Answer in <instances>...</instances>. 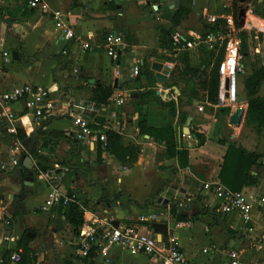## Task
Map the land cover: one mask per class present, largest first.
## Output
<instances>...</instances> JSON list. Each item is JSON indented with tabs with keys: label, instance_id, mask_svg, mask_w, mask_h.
Here are the masks:
<instances>
[{
	"label": "crops",
	"instance_id": "1",
	"mask_svg": "<svg viewBox=\"0 0 264 264\" xmlns=\"http://www.w3.org/2000/svg\"><path fill=\"white\" fill-rule=\"evenodd\" d=\"M147 1L49 0L51 7L68 14L76 38L64 40L50 18L30 8L28 0H4L0 7V93L23 83L47 88L50 107L42 120L46 122L43 130L62 131L67 136L44 139L31 132L24 144L28 149L26 155H30L33 170L37 156L54 171L60 168L59 188L74 192L84 203L85 220L106 218L114 225H125L160 210L161 217L175 222L171 235L193 264H229L231 250L239 252L242 264H264V215L254 209L251 220L245 222L237 213L222 214L212 210L209 205L214 198L204 186L221 183L219 172L223 156L229 144H236L260 156L259 164L252 166L249 172L258 179V184L243 186L240 191L264 193V130L258 135L247 128L244 120L247 99L238 104L243 113L240 125L233 127L229 123L233 109L229 111L218 102L209 103L201 92L197 99L191 98L194 79L203 75L173 74L177 55L187 52L191 69L206 70L210 68L209 51L197 45L180 49L171 56L168 50L161 48L160 27L166 22ZM181 1V6L189 12L175 29L185 39L200 36L205 28L213 27L206 21L207 13L216 15L223 23V16L229 15L231 5L228 0H215L221 3L196 7V0ZM114 32L122 35L116 60L109 57L103 47L104 37ZM89 39L90 48L83 50L81 42ZM13 49L17 50L18 59L11 55ZM4 51L10 52L6 61L2 56ZM261 59L264 65V54ZM153 61L169 65L170 72L164 83L157 81L151 69ZM136 66L139 72L134 75ZM246 73L249 72L243 64L240 74ZM78 75L114 88L107 103L96 106V112L89 118L93 129L106 125L121 136L124 146L139 148L131 166L121 165L112 154L100 148L97 138L85 142L75 138L73 116L82 113L81 107L91 96L88 85L75 87ZM238 91L245 96L241 82ZM258 95L264 97V81ZM119 99L123 100L121 104L117 103ZM169 100L174 102L173 110L165 104ZM10 109L16 115L25 111L21 100L11 103ZM189 117L190 132L184 135ZM139 121L154 127L174 128L175 148L187 150V165L180 167L177 156L167 155L165 144L141 134ZM229 129L233 130L227 135ZM195 132L205 136L201 146H197V139L192 137ZM14 140L0 125V219L8 220L7 226H0V260L6 250L15 251L23 235L31 233L32 237L28 236L31 238L28 248L33 256L30 264H159L154 257L131 254L118 247L110 249L108 262L94 257L86 262L76 256V235L58 207L43 208L49 189L36 175L33 191L19 201L14 210L12 195L19 192L23 179V154L11 157L9 153ZM29 149H33L32 154ZM12 159H17L16 165ZM186 195L191 199L200 197L202 209H206L195 220H178L171 210L172 204H157L158 198L186 203ZM173 205L181 217L190 216L194 207H198V203L191 204V208ZM144 225L150 228L148 222ZM165 241L161 240L163 244ZM10 264L20 263L10 261Z\"/></svg>",
	"mask_w": 264,
	"mask_h": 264
},
{
	"label": "built area",
	"instance_id": "2",
	"mask_svg": "<svg viewBox=\"0 0 264 264\" xmlns=\"http://www.w3.org/2000/svg\"><path fill=\"white\" fill-rule=\"evenodd\" d=\"M28 6L48 16L64 40L76 38L69 24L67 12L51 7L49 0H28ZM206 21L213 26L216 25V29L200 36H194L192 39H185L181 33L174 32L172 35L173 44L176 46L182 41L185 42L182 48L189 49L202 45L206 50L214 53L222 50V59L217 68L219 75L217 102L223 107L236 109L239 104L237 98L240 95L238 78L243 71V63L240 52L241 38L236 30L235 19L232 15L223 16V21H225L223 26L219 17L207 13ZM121 44L122 35L117 32L108 33L104 37L103 47L106 54L113 60L118 58L117 49ZM90 46V39L81 42L83 50H88ZM2 56L6 61L10 57V52L4 51ZM138 72L139 68L134 67L133 74L136 75ZM1 73L0 67V75ZM48 98L49 91L47 88L30 83L17 85L0 93V125L15 138L13 147L9 150L11 157L21 153L28 154V149L17 138L18 130L22 129L26 135H29L34 127L41 125L47 113L46 110L50 107ZM20 100L24 104L25 111L21 115H16L10 109V105ZM122 102V99L117 100L118 104ZM96 110L97 107L92 101L81 107L82 113L73 116V133L75 138L82 142L97 138L102 143L101 147L104 148L106 146L104 131L108 127L102 125V128L95 130L90 126L92 122L89 115L95 113ZM12 163L16 165L17 159H12ZM34 168L35 175L49 189L43 208L67 206L74 203L84 211V203L79 200L74 192L69 194L59 188L58 175L53 169L41 170L36 164ZM204 186L206 190L211 192L214 201H216L209 205L212 210L222 214L237 213L245 222L251 220V213L254 209H258L264 215V193L253 194L245 191H233L220 182L209 183ZM151 217L141 216L136 223L125 225H114L106 218L92 217L90 220L84 218L76 236L74 254L81 258L94 257L108 262L110 249L118 247L131 254H145L154 257L159 261V264H193L183 255L173 235L168 236L165 244H163L160 239H157L155 233L147 225H144L146 222L149 223ZM7 224V219H0V226H7ZM262 237L264 238V233ZM20 253L21 249L12 252L10 261L19 262ZM228 259L229 264H242L237 250L229 251Z\"/></svg>",
	"mask_w": 264,
	"mask_h": 264
},
{
	"label": "trees",
	"instance_id": "3",
	"mask_svg": "<svg viewBox=\"0 0 264 264\" xmlns=\"http://www.w3.org/2000/svg\"><path fill=\"white\" fill-rule=\"evenodd\" d=\"M189 9L185 6L179 7L174 18L172 20L173 26L169 30H165L163 27H160L161 37L159 39L160 47L166 49L170 52L171 56L177 54V51L183 49L185 42L180 41L178 45L173 44L172 35L175 31V27L181 22ZM234 19L237 27L238 18L237 14H234ZM218 25V24H217ZM216 29V25L212 28H205L204 33L208 31H213ZM239 36L241 40V49L242 54V63L244 56L248 55L246 45L244 43L245 32L240 31ZM258 48V47H257ZM256 49V48H255ZM223 52L222 50L218 53L208 52V60L210 61V68L202 70L200 67L197 69H191L188 65V53L181 52L177 55L176 64L172 70L173 74L184 75L189 74V76H198L195 80V86L191 88L192 90V99L198 98L201 92V95L206 98L209 103L216 104L218 101V89H219V75H218V65L222 59ZM258 59V58H257ZM256 61L252 65L251 73L247 76H244L243 88L245 96L247 99V108L245 111V124L253 127L257 134H261L264 130V97H260L257 93L261 83L264 81V65H256ZM181 64L183 67L178 66ZM78 84L75 86L79 88L81 85H88L91 89L90 101L94 102L96 106L104 105L107 103L109 96L112 94L114 88L99 84L97 81L83 75H78ZM172 110L174 109V102L167 101L165 102ZM238 109V108H236ZM236 109L234 111L236 112ZM243 109V108H242ZM46 122L37 127L32 134L35 133L37 136H44V139L52 138H66L67 136L62 131H44L43 128L46 125ZM91 128L93 125L90 124ZM139 132L141 134L149 135L154 141L165 144L167 147L166 153L169 156H177L179 160V166L185 167L187 165L188 152L186 149L176 150V139H175V129L171 126H162L154 127L148 125L145 121H139L138 123ZM106 135V146L101 147V142L99 141V147L106 150L112 154L115 159L123 166H131L137 159L139 154V148L132 145L124 146L121 141V136L113 130H105ZM195 137L197 139V146H201L205 142V136L202 133L195 132ZM17 138L23 143L28 136L24 133L22 129L18 130ZM260 156L253 151H247L241 145L229 144L227 146L226 152L223 156L221 163V168L219 172V179L221 183L227 188L233 191H240L243 186L257 185L258 179L250 175V170L252 166L259 164ZM36 166L41 170L51 169L50 166L43 164L41 156H37ZM69 194L71 191H67ZM108 196V193H106ZM196 202H201L200 197H196ZM137 206L140 205L136 201H133ZM192 204V203H191ZM193 205V204H192ZM171 210L174 214L177 215L178 220H195L198 216L206 210L202 209V206L194 207L190 216L181 217L179 213L176 212V206L170 205ZM59 210L62 211V215L67 223L72 227L74 235H78L79 229L83 224L84 216L83 210L74 203H70L67 206H58ZM31 240L30 237L23 235L17 241L16 249H21L20 253V264H30L33 256L32 250L28 248V242ZM15 249V250H16ZM13 251L6 250L3 255V263L1 264H10V255ZM89 258L85 257L86 262H90Z\"/></svg>",
	"mask_w": 264,
	"mask_h": 264
},
{
	"label": "water",
	"instance_id": "4",
	"mask_svg": "<svg viewBox=\"0 0 264 264\" xmlns=\"http://www.w3.org/2000/svg\"><path fill=\"white\" fill-rule=\"evenodd\" d=\"M243 1V0H241ZM253 3L257 6L259 0H252ZM149 5L153 6V9L159 13V18L163 19L166 23L164 25L165 30H169L172 27V20L174 18V15L176 14L177 10L181 6V0H148L147 1ZM244 16L243 12H240L239 17ZM244 22V20L242 21ZM223 26L225 25V21H223ZM11 55L14 57V59H18V52L16 49H13L11 51ZM151 69L155 72V77L158 82L164 83L167 79V75L170 72V67L168 65H163L162 62L153 61L151 63ZM246 100V96L239 95L237 98L238 103L243 102ZM238 108V107H237ZM243 113V109L238 108L236 109V112L234 111L233 115L230 117L229 121L231 123L239 124L241 116ZM191 118L189 117L187 119V124L183 129L184 135L189 134V128L188 124L190 123ZM35 134V133H34ZM193 138H196L195 135L192 136ZM25 144V142H24ZM30 154L33 153V149H29ZM22 160V167L23 170H21L22 175V184L20 185V190L17 193H14L12 195V205L14 210L16 209L17 204L19 201H21L28 193H31L33 191L32 185L33 181L35 179V174L33 170V162L30 158V155L23 154L21 156ZM60 171V168L56 169L55 172L58 173ZM182 193H185L184 189L180 190ZM172 190H169V193H171ZM187 201L186 203L179 202V199H173V201H170V199H162L158 198L157 204H161L163 206H167L168 204L176 203L177 206L181 204L182 208L184 205L187 206V208H191L192 199L190 195H186ZM104 200H107L106 198ZM170 202V203H169ZM115 204V202H114ZM200 206V205H198ZM162 210V208H161ZM163 215L162 211H157L152 215L149 221L150 229L153 233L157 236V238L160 237V240H166L169 235H171L170 230H172L175 226V222H168L166 219L161 217ZM28 236L32 237L31 233H27Z\"/></svg>",
	"mask_w": 264,
	"mask_h": 264
},
{
	"label": "rangeland",
	"instance_id": "5",
	"mask_svg": "<svg viewBox=\"0 0 264 264\" xmlns=\"http://www.w3.org/2000/svg\"><path fill=\"white\" fill-rule=\"evenodd\" d=\"M196 1H197L196 7L201 4L207 5V6H215L218 3H221V1H215V0H196ZM228 1L231 4L230 8L228 9L229 15H232L234 17V14H237V18H238L237 23L240 26V27H237L236 29L237 32H240V31L245 32V38L243 41L246 45L248 55L244 56L243 64L245 66L246 71L249 73L242 74V75L240 74L239 82L243 84L244 76H247L251 73V69H252V65L254 64V61L257 60L256 62L257 66L263 65L261 56L264 54V0H259L257 6L253 3L252 0H243V1L228 0ZM3 2L4 0H0V7L3 4ZM240 12H243L244 16L239 17ZM243 20L244 22H242ZM174 32H176V29ZM232 109L234 110L235 108H229V111ZM232 112L230 113V115L231 114L233 115L234 112L233 113ZM240 122L239 124H236V123H231L229 121L230 126H233V127H238L240 125ZM246 126L248 129L250 128V130H254L252 126L250 125H246ZM231 130L233 129H229L228 131H226V134L228 135L229 133H231ZM26 140H24L25 144L27 142ZM11 147H13V144ZM196 199H197L196 197L192 199V204L195 203L194 201H196ZM196 203L202 206V202L200 203L196 202ZM154 204L156 203H153V205Z\"/></svg>",
	"mask_w": 264,
	"mask_h": 264
}]
</instances>
